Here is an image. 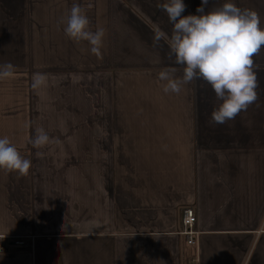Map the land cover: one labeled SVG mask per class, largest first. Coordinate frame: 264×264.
Returning a JSON list of instances; mask_svg holds the SVG:
<instances>
[{
	"label": "crops",
	"instance_id": "1",
	"mask_svg": "<svg viewBox=\"0 0 264 264\" xmlns=\"http://www.w3.org/2000/svg\"><path fill=\"white\" fill-rule=\"evenodd\" d=\"M166 2L0 0V64L16 69L0 81V138L32 162L24 176L0 171V264H264V48L258 100L210 123V85L165 94L158 79L172 66L152 39L171 32ZM226 2L264 28V0H209L205 13ZM74 3L105 28L102 59L64 34ZM183 3L198 15L201 0ZM41 127L52 142L35 148Z\"/></svg>",
	"mask_w": 264,
	"mask_h": 264
},
{
	"label": "clouds",
	"instance_id": "2",
	"mask_svg": "<svg viewBox=\"0 0 264 264\" xmlns=\"http://www.w3.org/2000/svg\"><path fill=\"white\" fill-rule=\"evenodd\" d=\"M209 0H201L196 8L198 15L182 16L186 10L183 0H167L158 5L166 13L171 32L166 33L159 26L154 27L153 44L167 45L166 57L172 66L159 71L158 79L163 83L165 94L179 95L186 86L197 80L210 85L218 107L210 114V123L225 124L235 119L242 111L258 100L257 65L254 57L264 48V28L260 27L259 15L249 9H241L234 3L226 2L205 13ZM64 23V34L76 44L86 42L91 54L102 59L101 49L106 30L97 26L90 28V21L78 4L71 6ZM11 63L0 64V81L15 75ZM181 75L177 76V72ZM32 87L40 88L46 83L42 73L33 75ZM35 148L52 142L41 127L30 141ZM57 143L59 141H56ZM43 153L37 152V156ZM32 162L21 156L8 137L0 138V171L27 175Z\"/></svg>",
	"mask_w": 264,
	"mask_h": 264
},
{
	"label": "built area",
	"instance_id": "3",
	"mask_svg": "<svg viewBox=\"0 0 264 264\" xmlns=\"http://www.w3.org/2000/svg\"><path fill=\"white\" fill-rule=\"evenodd\" d=\"M195 223V216L192 210L189 207L183 208L181 210V226H182V233L186 237L187 244L194 243V234L193 226ZM4 248L0 243V254L3 253Z\"/></svg>",
	"mask_w": 264,
	"mask_h": 264
},
{
	"label": "water",
	"instance_id": "4",
	"mask_svg": "<svg viewBox=\"0 0 264 264\" xmlns=\"http://www.w3.org/2000/svg\"><path fill=\"white\" fill-rule=\"evenodd\" d=\"M10 244H13L14 245V244H17V243H10Z\"/></svg>",
	"mask_w": 264,
	"mask_h": 264
},
{
	"label": "rangeland",
	"instance_id": "5",
	"mask_svg": "<svg viewBox=\"0 0 264 264\" xmlns=\"http://www.w3.org/2000/svg\"><path fill=\"white\" fill-rule=\"evenodd\" d=\"M3 253H4V251H3ZM2 254V253H1Z\"/></svg>",
	"mask_w": 264,
	"mask_h": 264
}]
</instances>
